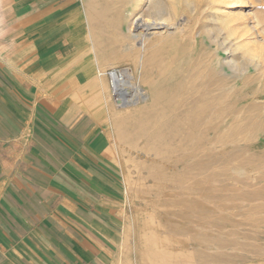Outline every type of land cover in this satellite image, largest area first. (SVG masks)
I'll return each instance as SVG.
<instances>
[{
	"label": "crops",
	"instance_id": "crops-1",
	"mask_svg": "<svg viewBox=\"0 0 264 264\" xmlns=\"http://www.w3.org/2000/svg\"><path fill=\"white\" fill-rule=\"evenodd\" d=\"M98 1L0 0V264H146L89 54L109 41Z\"/></svg>",
	"mask_w": 264,
	"mask_h": 264
},
{
	"label": "rangeland",
	"instance_id": "rangeland-1",
	"mask_svg": "<svg viewBox=\"0 0 264 264\" xmlns=\"http://www.w3.org/2000/svg\"><path fill=\"white\" fill-rule=\"evenodd\" d=\"M150 1L163 3V19L171 20V0ZM182 2L181 10L198 17L200 31H209L199 39L211 38L212 48L231 41V55L248 69L232 81L234 87L229 88L225 102L227 116L222 125L223 130L229 131L241 122L245 129L242 133H229L226 142H221L212 131L206 136L202 147L207 148L212 157L207 171L199 176L205 184L202 181V184H191L184 171L194 143L184 138V134L193 126L200 130L210 126V118L193 124L190 116L195 99L202 91H207L210 77L207 53L210 50L199 46L197 53L190 55L191 52L186 51L182 55L167 47L155 62L171 68L165 75L169 78V90L178 95L175 98L179 105L171 99L163 102L168 110L166 115L155 112L137 115L133 105L142 106L148 94L133 65L126 61L115 62L104 45L89 46V54H96L101 62L105 61L102 71L113 66H128L135 83L145 92V97L137 103L117 106L109 90L115 112L126 118L131 113L135 117L132 123L137 122L143 128L138 132L140 140L132 141L121 137L124 133L121 127H130L127 119L121 121V126L115 125L114 130L119 150L115 159L119 176L126 183L124 206L131 216L134 244L146 264H264V47L262 41L255 44L250 30L243 24L246 20L250 24L254 22L264 36V0ZM239 12L243 18H239ZM190 29L196 30L194 23ZM180 43L186 44L187 40ZM258 51L261 58L255 60L259 63V67H255L250 59ZM220 54L228 56L223 51ZM152 77L155 86L160 87L158 77ZM174 120H178L183 134L176 138L168 129V122ZM148 142L153 144L147 145L149 149H157L165 155L141 154V146ZM177 177L179 180L175 179Z\"/></svg>",
	"mask_w": 264,
	"mask_h": 264
},
{
	"label": "bare ground",
	"instance_id": "bare-ground-1",
	"mask_svg": "<svg viewBox=\"0 0 264 264\" xmlns=\"http://www.w3.org/2000/svg\"><path fill=\"white\" fill-rule=\"evenodd\" d=\"M171 3V20L163 19L165 15L163 3L150 0H99L95 3V7L99 5L96 9L99 10L98 14L107 28L106 37L109 41L105 45L106 52L115 62H130L135 68L134 71L138 80L146 87L148 95L144 98V104L142 106L135 104L138 100L130 103L135 104L133 105L136 107L134 114L155 112L160 115H166L168 110L163 102H168L171 99L175 100V105H179V100L175 98L178 95L173 94L169 90V78L165 75L169 68H166L164 65H156L157 62H155L159 55L167 51V47H171L174 51L181 53L189 51L191 52L190 55L197 53L199 46H202L205 50H210L209 54L207 53L210 74L209 80L206 83L207 91H202L203 93L199 94L195 99L190 114L193 124L210 118V126L204 130L193 126L189 132L184 134V138H189L194 143L193 150L188 155L190 162L184 172L189 175L191 184H202L205 180L199 178V176L207 171L212 157L209 150L202 147L207 138L206 136L210 135L212 131L216 133V137L221 142H226L229 139L227 137L229 133L244 132L245 128L241 122L235 124L229 131L223 130L222 125H225V118L227 116V105L225 102L228 98L229 88L234 87L232 81L241 75L237 70L244 69L243 74H245L248 69L246 66L239 65L236 58L231 55L233 50V44L229 45L232 43L231 41L226 40V44L218 43L215 48H212L211 42L213 41L211 38L210 40L199 39V37L209 33V31L207 33H204L202 30L200 31L197 26L198 17L194 18L188 12L181 10V5L184 4L182 0H171ZM116 7H121V14L112 12ZM239 16V18L244 17L240 12ZM192 23L195 24L196 30L192 31L190 29ZM243 24L244 28L250 30L255 44L262 41V47H264V36L261 34L258 25L254 22L250 24L248 20L244 21ZM233 28L235 27L233 26ZM183 40H187V43H180ZM220 51L225 52L228 56L222 57ZM250 60L252 66L259 67L258 62L253 59ZM152 75L158 77L161 83L160 87L155 86ZM173 78L176 79V77ZM125 105L123 104L122 106ZM133 118L135 117L131 113L126 118L115 112L116 125L119 124L121 126V121L125 119L130 122V127H121V130L124 132L121 134L122 136L120 135L122 139L128 141L140 140L138 132L143 128L138 126L137 122L132 123ZM168 123V129L174 134L175 138L179 137L182 131L179 128L178 120ZM144 127L147 126L144 125ZM150 140L152 141V139ZM147 145L153 144L148 142V144L146 143V145L141 146V154L148 156L156 155V157L165 155V153H158L157 149H149ZM175 179L179 180L178 177Z\"/></svg>",
	"mask_w": 264,
	"mask_h": 264
},
{
	"label": "built area",
	"instance_id": "built-area-1",
	"mask_svg": "<svg viewBox=\"0 0 264 264\" xmlns=\"http://www.w3.org/2000/svg\"><path fill=\"white\" fill-rule=\"evenodd\" d=\"M107 74L110 80L112 97L117 106L130 104L145 97L143 89L135 84L130 67H111L107 70Z\"/></svg>",
	"mask_w": 264,
	"mask_h": 264
},
{
	"label": "clouds",
	"instance_id": "clouds-1",
	"mask_svg": "<svg viewBox=\"0 0 264 264\" xmlns=\"http://www.w3.org/2000/svg\"><path fill=\"white\" fill-rule=\"evenodd\" d=\"M260 58H261V53H260V51H258L257 53L252 54V59H253V60H257V59H260ZM237 71H238V73L241 74V75H243V73H244V69H238Z\"/></svg>",
	"mask_w": 264,
	"mask_h": 264
}]
</instances>
